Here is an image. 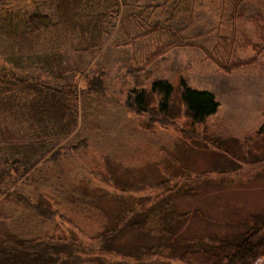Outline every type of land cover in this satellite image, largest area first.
Here are the masks:
<instances>
[{"label":"rangeland","instance_id":"rangeland-1","mask_svg":"<svg viewBox=\"0 0 264 264\" xmlns=\"http://www.w3.org/2000/svg\"><path fill=\"white\" fill-rule=\"evenodd\" d=\"M3 1L8 10L0 11V31L10 6L20 10L31 5L28 11H32L33 0ZM115 3L109 36H104L95 57L79 59L66 52L68 68L81 60L77 77L92 79L102 74L105 79L101 95L89 93L83 77L79 80L77 97L72 95L68 101L77 108L73 132L48 137L40 124H25L21 113L0 116V133L7 131L1 140L25 143L26 149L20 154L0 151V169L9 154L21 160L28 157L29 163L39 161L25 181L0 175V222L24 238L49 233L72 241L74 256L79 258L74 264H187L171 258L168 248L161 255L136 253L156 243L144 235L145 231L151 237L159 234L156 228L162 224L156 216L144 232L128 227L120 233L110 255L101 252L103 234L123 223L133 208L149 209L170 194L177 212H190L171 235L177 255L191 241L236 237L264 223V135L260 134L264 0ZM46 7L43 14L49 15ZM39 72L41 68L30 70L41 82ZM52 75L47 71V77ZM181 79L192 88L215 94L219 110L205 123L195 124L185 115ZM156 80L174 87V123H162L156 114L138 115L127 107L133 88L150 90ZM149 99L156 110L159 98L151 95ZM47 107L44 103L43 108ZM70 118L73 109L63 126ZM46 122L50 132L51 123ZM41 129L42 148H27L39 133L33 131ZM54 145L60 155L48 163ZM28 151L32 158L25 154ZM19 195H24L25 202L19 201ZM27 199L50 206L59 212L58 217H34Z\"/></svg>","mask_w":264,"mask_h":264},{"label":"trees","instance_id":"trees-1","mask_svg":"<svg viewBox=\"0 0 264 264\" xmlns=\"http://www.w3.org/2000/svg\"><path fill=\"white\" fill-rule=\"evenodd\" d=\"M52 1L54 3H50ZM40 2L41 6L37 8ZM6 3L0 0V11L8 10ZM45 3L49 7L47 12L49 15L43 14L47 9ZM98 3L99 8H97ZM117 7L115 0H33L30 12L28 10L31 5L20 10L10 6V12H6L4 19L1 20L0 116L8 114L12 118L13 114L21 113L25 124L28 123L32 127L41 125L42 128L47 129L48 137L59 138L61 133L69 135L73 132L77 124V108L76 104L68 105V101L72 95L77 97L79 80L83 77L82 81L87 83L89 93L101 95L105 89V79L102 74L92 79L87 75L77 77L76 71L81 61L79 59L85 55L95 57L99 52L104 43V36H109L108 28L113 21V10ZM66 52L75 54V57L79 58L78 64L73 63L75 66L71 65L68 68ZM40 68L42 81L38 82L35 76L31 75L30 70ZM47 71L52 72V77L46 76ZM71 73L73 76H70ZM63 81L65 83L62 85ZM60 84L63 87L58 90L57 86ZM179 94L185 115L195 124L205 123L219 110L220 104L214 93L192 88L184 79H181ZM151 95L159 98L156 110L150 104ZM173 95L174 87L170 82L156 80L151 84L150 90L133 88L128 94L127 107L138 115L156 114L155 117H160L157 120L162 123H174ZM57 99L60 100V104ZM48 100L52 103L49 104ZM44 103L49 107L44 109ZM70 109H73V118H70L69 124L63 126ZM45 121L51 123L50 132ZM33 132L39 133L34 134L33 145L29 144L27 148L36 151L34 146L42 148L40 147L43 144L40 140L42 129ZM6 134L7 131L0 133L1 152L7 154L13 151L15 154H20L21 151H26L25 143L15 145L9 140H1ZM260 134L264 135V125L260 129ZM55 145L51 152L56 149ZM51 146L52 144L49 147ZM3 147L5 150H2ZM69 148L72 149L71 146ZM73 148L77 149L78 146ZM25 154L33 157L31 151ZM25 154L23 157L26 156ZM9 155L3 160L4 169H0V175L2 177L12 175L11 178L15 176L14 181L27 180L29 172L39 161L29 163L28 157L26 160L25 158L21 160L11 157L14 154ZM59 155V151L55 150L48 156L46 162H52V159H56ZM3 195L6 194L3 193L1 196ZM172 196L173 194H170L167 199L160 197L159 203L149 209L142 206L133 208L124 218L123 223L104 232L101 252L110 255L120 233L128 227L144 232L151 217L156 216L159 224H162L156 228L159 234L154 237L150 236V231H145L144 234L156 243L148 249L139 248L137 254L145 252L161 255L168 248L171 258L175 257L187 264H264V223L250 226L236 237L210 236L207 239L191 241L184 245L177 255L171 235L175 230L174 226L188 217L190 212H177ZM18 198L21 203L22 200L25 202L24 195H19ZM26 205L36 218L54 220L59 215V212L44 203H32L27 199ZM141 216L146 217L143 222L137 220ZM48 234H40L37 238H24L21 233L11 231L0 222V264H69L71 261L74 264L79 260L74 256L75 243L71 244L70 240L55 238L53 234ZM102 263L98 262V264Z\"/></svg>","mask_w":264,"mask_h":264}]
</instances>
